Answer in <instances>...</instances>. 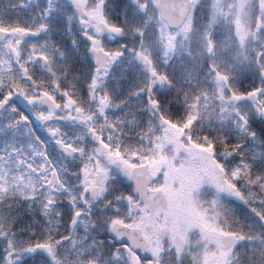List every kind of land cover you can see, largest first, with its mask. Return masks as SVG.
<instances>
[{
	"label": "snow or ice",
	"instance_id": "6c2138e0",
	"mask_svg": "<svg viewBox=\"0 0 264 264\" xmlns=\"http://www.w3.org/2000/svg\"><path fill=\"white\" fill-rule=\"evenodd\" d=\"M0 264H264V0H0Z\"/></svg>",
	"mask_w": 264,
	"mask_h": 264
}]
</instances>
